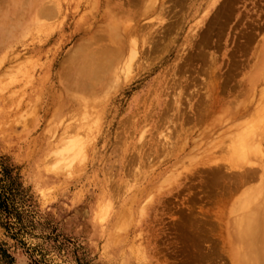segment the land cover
I'll list each match as a JSON object with an SVG mask.
<instances>
[{
    "label": "rangeland",
    "instance_id": "374dc122",
    "mask_svg": "<svg viewBox=\"0 0 264 264\" xmlns=\"http://www.w3.org/2000/svg\"><path fill=\"white\" fill-rule=\"evenodd\" d=\"M153 1L0 0V248L14 259L0 250V264H255L250 252L264 253L235 228L264 181L212 172L250 161L233 148L242 127L254 145L264 135V0ZM113 28L126 46L137 37L140 60L94 101L75 87L81 56ZM68 138L83 154L58 158ZM262 152L250 156L259 168Z\"/></svg>",
    "mask_w": 264,
    "mask_h": 264
},
{
    "label": "bare ground",
    "instance_id": "6f19581e",
    "mask_svg": "<svg viewBox=\"0 0 264 264\" xmlns=\"http://www.w3.org/2000/svg\"><path fill=\"white\" fill-rule=\"evenodd\" d=\"M112 1V0H111ZM148 1H150V0H148ZM152 2H154L153 0H152ZM24 3V2H23ZM97 3V2H96ZM146 3L147 2H145V5L144 4H142V5H144V6H146ZM151 3V2H150ZM105 4V3H104ZM107 4V3H106ZM148 4V3H147ZM152 5H155V4H152ZM96 6V5H95ZM105 6H107V5H105ZM138 6V5H137ZM154 7V6H153ZM163 7V6H162ZM136 8H138V7H136ZM141 8V7H140ZM143 8V7H142ZM20 9V8H19ZM133 9V8H132ZM143 9H145V10H143L142 12H144V11H146V9L147 8H143ZM149 10V9H148ZM147 10V11H148ZM163 10V9H162ZM112 11V10H111ZM114 11V10H113ZM128 11V10H127ZM142 12L140 13L141 15H142ZM204 12V11H203ZM118 13H120V12H118ZM150 13V12H149ZM157 13V12H156ZM219 13V12H218ZM20 14H22L21 12H20ZM117 14V13H116ZM122 14V13H121ZM144 14V13H143ZM145 15H146V12H145ZM114 16V15H113ZM140 16V15H139ZM143 16V15H142ZM114 18H116V17H114ZM143 18V17H142ZM146 18H148V17H146ZM153 18V17H152ZM90 19V18H89ZM117 19V18H116ZM115 20V19H114ZM149 20V19H148ZM199 20V19H198ZM92 21V20H91ZM115 23V25H116V23H117V21H115L114 22ZM114 23H112L113 25H114ZM101 24V23H100ZM118 24H121V23H119L118 22ZM117 24V25H118ZM125 24H130V23H125ZM132 24V23H131ZM138 24V23H137ZM213 24V23H212ZM215 24V23H214ZM116 25V26H117ZM142 25V24H141ZM126 26H128V25H126ZM130 26V25H129ZM129 26H128V28H129ZM147 26V25H146ZM90 27V26H89ZM108 27V26H107ZM110 27V26H109ZM108 27V28H109ZM113 27V26H112ZM118 27V26H117ZM136 28V27H135ZM134 28V29H135ZM149 28V27H148ZM147 29V28H146ZM99 30V29H98ZM130 30H132V28L130 29ZM140 30H143V29H140ZM140 30H138V31H140ZM145 30V29H144ZM117 29L116 28H113V29H111V30H109V33H104V34H106L107 35V37H106V35L105 36H103V37H101V38H98V39H96V42H101L100 44H99V46L95 49L94 47H92V49L94 48L95 50H90L91 52L89 53V52H87L88 54H84V55H82L81 56V63H82V65H84V66H82L81 68V70L79 71V72H77V76H76V82H75V87H76V89L78 90V91H82V92H87V94H88V98H90V99H96V97H97V95H98V93L99 92H101V91H106L107 93H106V97L104 98V99H107L108 97L107 96H109L108 95V92L109 91H111V88H112V85H113V87H114V83H115V79H119V80H121V77L123 76V75H126V74H129V73H131L132 71H133V62L135 61V59L137 58V56L140 54V52H141V49H140V47L138 46V42L137 41H135V40H137L136 38H135V40L134 41H132V43H130L129 44V46L127 45L126 46V44L125 43H123L121 40H119L118 38V35H117ZM137 31V30H136ZM152 31V30H151ZM97 33H98V31H96ZM135 32V31H134ZM146 33H148V31H145ZM136 33V32H135ZM93 34V33H92ZM91 34V35H92ZM102 34V33H101ZM109 34V35H108ZM134 34V33H133ZM142 34V33H141ZM150 34V33H149ZM90 35V36H91ZM143 35V34H142ZM144 35H146L147 36V34H145L144 33ZM152 35H153V33H152ZM151 35V36H152ZM135 36H137V35H135ZM148 36H150V35H148ZM147 36V37H148ZM143 37V36H142ZM142 37H140L141 39H142ZM198 37V36H197ZM196 37V38H197ZM261 37H263V36H261ZM150 38V37H149ZM95 39V38H94ZM206 40V39H205ZM93 41V40H92ZM149 41H150V39H149ZM96 42L94 41L92 44H91V46H93V44H96ZM130 42V41H129ZM86 43V42H85ZM98 43H97V45H98ZM142 43H143V41H142ZM87 44H89L88 42H87ZM86 46H88V45H86ZM91 46L89 45V49L91 48ZM192 46L194 47V43L192 44ZM203 46V45H202ZM88 48V47H87ZM88 49V50H89ZM129 49V51H128V53H127V50ZM79 51V50H78ZM126 53L128 54V56L126 57ZM140 56L141 55H139V58H140ZM138 59V58H137ZM138 60H140V59H138ZM151 61V60H150ZM145 67V66H144ZM140 70V69H139ZM133 73V72H132ZM134 75V74H133ZM137 77V76H136ZM134 79H135V76H134ZM175 79V78H174ZM130 80V79H129ZM130 81H132V80H130ZM118 82V81H117ZM120 83V82H119ZM130 83H132V82H130ZM173 83V82H172ZM128 84V83H127ZM175 85H176V83H175ZM178 86V85H177ZM124 87V86H123ZM122 87V88H123ZM172 88V87H171ZM264 88V87H263ZM196 89V88H195ZM262 89V88H261ZM174 90V89H173ZM179 90V89H178ZM264 90H262V93L264 94V92H263ZM169 92V91H168ZM177 92V91H176ZM170 93V92H169ZM214 93V92H213ZM104 94V93H103ZM181 94H182V92H180L179 93V96L177 97V101H176V103H179L181 100ZM240 94V93H239ZM209 95H210V93H209ZM260 95V94H259ZM103 98V97H102ZM141 100H142V98H141ZM180 100V101H179ZM94 101H96V100H94ZM97 101H99V103L100 102H102V100H97ZM107 101H105V103H106ZM105 103H102V104H104V105H106ZM191 103V102H190ZM93 104L95 105L96 103L95 102H93ZM147 104H148V102H147ZM173 104V103H172ZM203 104V103H202ZM201 104V105H202ZM239 104V103H238ZM88 105V104H87ZM92 105V104H91ZM91 105H88L89 107H91ZM94 105H92V106H94ZM98 105H100V104H98ZM104 105H102V106H104ZM181 105V104H180ZM205 105V104H204ZM241 105V104H240ZM171 106V105H170ZM194 106V105H193ZM237 106H239V105H237ZM256 106V105H255ZM254 106V107H255ZM95 108H96V106H94ZM92 108V107H91ZM99 108H100V106H99ZM174 108V107H173ZM102 109V108H101ZM104 109H105V107H104ZM155 109V108H154ZM87 110H88V108H87ZM92 110H93V108H92ZM97 110H98V108H97ZM174 110V109H173ZM179 109H177V112H179L178 111ZM193 110V109H192ZM96 110L94 109V112H95ZM204 111V110H203ZM264 111V110H263ZM236 112V111H235ZM88 113V112H87ZM90 113H91V110H90ZM99 112L97 111V114H98ZM104 113V112H103ZM150 113V112H149ZM148 113V114H149ZM170 113H171V111H170ZM195 113V112H194ZM259 113V112H258ZM92 114V113H91ZM100 114H101V112H100ZM105 115H106V113H104ZM184 114V113H183ZM183 114H181L180 113V115H183ZM264 114V113H263ZM103 115V114H102ZM147 115V114H146ZM150 115V114H149ZM153 115V114H152ZM177 115H178V113H177ZM242 115H244V114H242ZM94 116H96V115H94ZM93 116V117H94ZM161 116V115H160ZM184 116L185 115H183V118H184ZM241 116V115H240ZM242 117V116H241ZM131 118V117H130ZM148 117H144V121H146V120H148L147 119ZM250 118H251V116H250ZM249 118V119H250ZM96 119H97V117H96ZM136 119V118H135ZM151 119V118H150ZM166 119H168L167 117H166ZM252 119V118H251ZM102 120H103V117H102ZM142 120H143V118H142ZM142 120H141V122H142ZM262 120H264V117L262 118ZM165 121V120H164ZM140 122V123H141ZM183 122V121H182ZM243 122V121H242ZM241 122V123H242ZM249 122H250V120H249ZM101 123V122H100ZM125 123V122H124ZM123 123V124H124ZM143 123V122H142ZM241 123H240V125H241ZM244 123H248V121L247 122H243L242 123V125L244 124ZM136 124V123H135ZM139 124V123H138ZM168 124V123H167ZM169 124H170V121H169ZM173 124V123H172ZM133 125V124H132ZM144 125V124H143ZM148 125V124H147ZM147 125H145V126H147ZM163 125V124H162ZM174 125V124H173ZM179 125V124H178ZM239 125V126H240ZM108 126V125H107ZM122 126V125H121ZM129 126V125H128ZM131 126V125H130ZM238 126V125H237ZM261 126V125H260ZM75 127V126H74ZM78 127V126H77ZM262 127V126H261ZM72 128V127H71ZM135 128V127H134ZM144 128V127H143ZM159 128V127H158ZM161 128V127H160ZM159 128V129H160ZM244 127H242V130L238 133V138L237 137H235V140H236V138H237V141H236V143H235V145L233 146V148H235V150H237L238 151V153H237V156L239 155L241 158H243V159H247L248 157H249V159H250V161H252V159H251V155L252 154H254V153H256V152H262V149H264V135H259V140L257 141V144H253L250 140V138L252 137V136H256L255 135V131H256V129L254 128H250V126H249V123H248V126H245V128L243 129ZM78 129V128H77ZM141 129V128H140ZM146 129V128H145ZM174 129V128H173ZM231 129V128H230ZM261 129V128H260ZM69 130V129H68ZM75 130V129H74ZM74 130H72L71 129V131H73L74 132ZM126 130V129H125ZM158 130V129H157ZM165 130V129H164ZM258 130H259V128H258ZM156 131V130H155ZM76 132V131H75ZM125 132V131H124ZM72 133V132H71ZM70 133V134H71ZM66 134H68V133H66ZM65 134V135H66ZM75 133H73V135H74ZM77 134V133H76ZM148 134V133H147ZM263 134V133H262ZM72 135V134H71ZM88 135V134H87ZM75 136V135H74ZM79 136V135H78ZM153 136V135H152ZM161 136V135H160ZM63 137V136H62ZM69 137V136H68ZM80 137V136H79ZM82 137V136H81ZM155 137V136H154ZM67 138V137H66ZM70 138V137H69ZM69 138H68V142L67 143H65L64 144V146H63V149L61 150V152L60 151H58V153H57V155H58V158H59V156H61V158L62 159H66V157L67 158H70V156L71 155H73L74 154V156H75V154L77 153L78 155H81V154H83V148H81V146H79V145H77L76 143H75V141H69ZM73 138L74 137H72L71 139L73 140ZM88 138V137H87ZM90 138V137H89ZM82 139V138H81ZM167 139H168V137H167ZM166 139V140H167ZM229 139H230V137H229ZM64 140V139H63ZM62 139H61V141H63ZM67 140V139H66ZM83 140V139H82ZM88 140V139H87ZM90 140V139H89ZM88 140V141H89ZM93 140V139H92ZM92 140H90V141H92ZM234 140V141H235ZM65 141V140H64ZM84 141V140H83ZM144 141V140H143ZM66 142V141H65ZM77 142V141H76ZM85 142V141H84ZM87 142V141H86ZM255 142V141H254ZM113 143V142H112ZM128 143V142H127ZM234 143V142H233ZM82 144H84V143H82ZM141 144V143H140ZM133 145V144H132ZM156 145V144H155ZM170 145V144H169ZM85 147V146H84ZM143 147V146H142ZM150 147H153L154 148V146L152 145V146H150ZM150 147H148V148H150ZM140 147H138V149H139ZM151 149L152 151V153H153V150L154 149ZM59 149V148H58ZM97 149V148H96ZM231 149V148H230ZM94 150V149H93ZM130 150V149H129ZM141 150V149H140ZM143 150V149H142ZM233 151H234V149H233ZM97 152V151H96ZM157 152V151H156ZM155 152V153H156ZM235 152V151H234ZM264 152V151H263ZM263 152H262V154H260L261 156L263 155ZM73 153V154H72ZM94 153H95V151H94ZM150 153V152H149ZM56 154V153H55ZM134 154V153H133ZM146 154V153H145ZM86 155V154H85ZM144 155V154H143ZM155 155V154H154ZM159 155V154H158ZM157 154L154 156V158L156 157V156H158ZM235 155H236V153H235ZM234 155V157H236ZM96 156V155H95ZM130 156V155H129ZM133 156V155H132ZM139 156V155H138ZM85 157V156H84ZM141 157V156H140ZM139 157V158H140ZM151 157H153V156H151ZM233 157V158H234ZM73 158V157H72ZM82 158V160H83V157H81ZM238 158V157H237ZM263 158H264V156H263ZM130 159H133V157L132 158H130ZM135 159V158H134ZM133 159V160H134ZM148 159V158H147ZM249 159H247V160H249ZM70 160V159H69ZM233 160V159H232ZM262 160V159H261ZM75 161V160H74ZM129 161V160H128ZM145 161V160H144ZM147 161H149V160H147ZM246 161V160H245ZM244 161V162H245ZM250 161H248V162H246L247 164H245L244 162H242V164H243V166H242V168L240 167V169L239 168H237L238 166V164H236V162H234L235 164H236V166H235V164L233 163V162H231V164L230 163H228L229 165H230V167H228V165L227 166H221V165H217V167L215 168V170H213L212 172H216L215 174H217L216 176H218V178H221V179H224V181H230L231 183H237L238 185L240 184V186L241 185H245L246 183H249V182H253L254 180H256V179H260V180H262V181H264V167H262V168H259V167H257L256 165H254L252 162H250ZM64 163L65 162H67V161H63ZM69 163V162H68ZM135 163V162H134ZM205 163V162H204ZM238 163V162H237ZM63 164V163H62ZM234 164V165H233ZM58 165H59V163H58ZM65 165V164H64ZM204 165V164H203ZM248 166V167H246V166ZM259 165V164H258ZM69 166V165H68ZM71 166V165H70ZM111 167V166H110ZM236 167V168H235ZM60 168V167H59ZM70 168V167H69ZM213 168V167H212ZM211 168V169H212ZM238 169V170H237ZM206 170V169H205ZM225 170L227 171V173L229 172L230 174H225ZM240 171V173H236L235 171ZM243 170V171H242ZM235 172V173H234ZM221 175V176H220ZM215 176V175H214ZM233 183V184H234ZM140 192V191H139ZM142 193V192H141ZM263 193H264V187H261L260 189H256L255 191H253L252 193H250V194H248V196L243 200V202L241 203V205H240V207H239V210H238V212H239V214H240V217H242L240 220L238 219V221H237V227H235L236 228V230H238V231H240V232H238V231H236V237L238 236V238H237V240H240V241H243V242H250V240L251 241H255V240H257V241H259L260 239H262V240H264V212H262V214H263V216H261L262 217V219L260 220V216L258 215L257 216V218H256V216L255 215H253V214H250V210L249 209H251L252 208V206L256 203V202H258L259 200H260V196L261 195H263ZM136 198V197H135ZM133 199H134V197H133ZM138 200V199H137ZM143 200V199H142ZM136 201V200H135ZM133 201L130 203V205H132L133 206ZM129 206V205H128ZM128 206H126V207H128ZM141 207H143V206H141ZM133 209L132 207H128V209ZM128 209H126V210H128ZM131 209H130V211H131ZM135 209V208H134ZM138 209H140V208H138ZM141 209H144V208H141ZM123 212L125 211V209L124 210H122ZM129 211V210H128ZM143 212H144V210H142ZM131 212H133V210L131 211ZM147 212V211H146ZM128 213V212H127ZM126 213V214H127ZM135 213V212H134ZM260 214V213H259ZM131 215V214H130ZM257 219V220H256ZM263 221V222H262ZM133 223V222H132ZM118 228V227H117ZM128 228V227H127ZM243 233L242 235H241V237L239 236L240 234L239 233ZM262 234V235H261ZM253 244V243H252ZM249 245H251L250 243H249ZM251 248V247H250ZM252 250V249H251ZM249 257L250 258H252V260H254V261H256L255 262V264H263V263H261V260H264V253L262 254V255H260V254H258V253H256L255 251H252V252H250V254H249ZM254 264V263H253Z\"/></svg>",
    "mask_w": 264,
    "mask_h": 264
},
{
    "label": "trees",
    "instance_id": "16d2710c",
    "mask_svg": "<svg viewBox=\"0 0 264 264\" xmlns=\"http://www.w3.org/2000/svg\"><path fill=\"white\" fill-rule=\"evenodd\" d=\"M0 250L3 252L4 256L8 259H10L12 262L14 261V259L12 258V256H10L5 250H2V248H0Z\"/></svg>",
    "mask_w": 264,
    "mask_h": 264
}]
</instances>
